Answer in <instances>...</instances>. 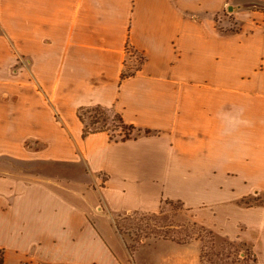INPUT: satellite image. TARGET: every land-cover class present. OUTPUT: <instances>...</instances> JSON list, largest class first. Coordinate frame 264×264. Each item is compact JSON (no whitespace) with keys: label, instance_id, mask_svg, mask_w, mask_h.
Masks as SVG:
<instances>
[{"label":"crops","instance_id":"crops-1","mask_svg":"<svg viewBox=\"0 0 264 264\" xmlns=\"http://www.w3.org/2000/svg\"><path fill=\"white\" fill-rule=\"evenodd\" d=\"M97 105L152 133L82 138ZM3 159L41 169L0 171L3 264H202L128 251L115 220L165 201L264 264V0H0Z\"/></svg>","mask_w":264,"mask_h":264},{"label":"trees","instance_id":"trees-1","mask_svg":"<svg viewBox=\"0 0 264 264\" xmlns=\"http://www.w3.org/2000/svg\"><path fill=\"white\" fill-rule=\"evenodd\" d=\"M126 53L128 56L135 55L136 52L131 48V46L126 44ZM138 66L134 69H124L121 74V79L131 77L135 75V72L138 71L141 65L144 63L145 58L142 55H138ZM77 117L83 125L82 129V138L87 137L88 135L105 131L110 133V129L108 127L107 122H112L114 125V129L119 131L120 140L124 141L130 139L131 136L135 135H150L152 132L150 130H136L134 127L126 125L122 117L117 113H112L109 109L104 108L102 106H91V107H79L77 109ZM112 129V128H111ZM111 139H117L112 134H110ZM164 203L171 204V201H165ZM182 205L180 202H173ZM163 212L161 208L158 213L155 214H144L139 212H132L127 214L124 220L129 221L127 229H134L135 231H141L145 233L146 238H155L162 240H170L177 243H188L192 240L194 233H189V231L181 227V225H176L168 220L167 217L163 216ZM119 216L118 218H120ZM117 218V219H118ZM115 220L116 230L120 235H124L125 231L122 225ZM196 225L192 226V230H194ZM179 229V230H178ZM190 230V229H189ZM190 230V231H192ZM200 230H207L205 227L201 226ZM209 231V230H207ZM209 233H212L209 231ZM139 240L137 242H141ZM128 251L132 254L136 247H132L129 244H126ZM203 248L201 249V261L203 264ZM256 261V258H254ZM0 264H3V251L0 250Z\"/></svg>","mask_w":264,"mask_h":264},{"label":"rangeland","instance_id":"rangeland-1","mask_svg":"<svg viewBox=\"0 0 264 264\" xmlns=\"http://www.w3.org/2000/svg\"><path fill=\"white\" fill-rule=\"evenodd\" d=\"M134 66L137 63L136 59H132L131 62ZM108 127L110 129V134L114 137H120L119 131L114 129V125L112 122H107ZM112 128V129H111ZM35 146V144H32ZM3 162L0 165L1 172H10V173H36L41 170L39 167H34L32 164L20 163L11 159H3ZM44 173H56L58 171H64L65 169L62 167H52L50 164L41 166ZM251 201V200H249ZM250 205H255L257 202L251 201ZM161 211L163 212V216L167 217L174 224L181 225V227L186 228L189 233H194L192 240L198 241L201 245V249L203 248V264H257L255 261V257L252 252L242 245H234L230 244L222 239L217 238L213 233H209L207 230H200V225L194 222L191 216L187 213L185 208L178 204L173 203H163L161 207ZM126 215H122L117 221L124 228L125 234L124 238L128 241V244L132 247H140L147 240L152 238H146L145 233L141 231H135L134 229H127L126 225H128L129 221L124 220ZM196 225L194 230H192V226ZM192 231H190V230ZM179 230V229H178ZM142 240L140 243L137 242ZM188 242V243H189Z\"/></svg>","mask_w":264,"mask_h":264},{"label":"water","instance_id":"water-1","mask_svg":"<svg viewBox=\"0 0 264 264\" xmlns=\"http://www.w3.org/2000/svg\"><path fill=\"white\" fill-rule=\"evenodd\" d=\"M228 11H233V9L231 7L228 8Z\"/></svg>","mask_w":264,"mask_h":264},{"label":"built area","instance_id":"built-area-1","mask_svg":"<svg viewBox=\"0 0 264 264\" xmlns=\"http://www.w3.org/2000/svg\"><path fill=\"white\" fill-rule=\"evenodd\" d=\"M44 264H55V263H44Z\"/></svg>","mask_w":264,"mask_h":264}]
</instances>
